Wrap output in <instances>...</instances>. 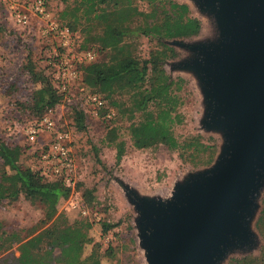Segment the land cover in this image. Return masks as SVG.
I'll return each mask as SVG.
<instances>
[{"label": "rangeland", "instance_id": "rangeland-1", "mask_svg": "<svg viewBox=\"0 0 264 264\" xmlns=\"http://www.w3.org/2000/svg\"><path fill=\"white\" fill-rule=\"evenodd\" d=\"M0 1V142L10 145L17 144L23 149L20 156L21 164L38 168L37 155L47 140L46 134L37 136L29 142L25 136V127L29 120V109L20 104L29 105L33 84L23 65L29 61L35 69L43 70L51 80L54 68L48 64L52 49L57 50L56 39L51 34H44L42 22L29 14L25 25L17 24L12 19L10 5L26 8L29 0ZM185 3L188 13L200 22V30L190 38H170L165 43L174 48L175 56L167 59L163 68L175 81L171 85V100H150L147 109L153 116L166 112L165 126L178 142L187 136L199 134L204 143L216 145V152L209 165L213 164L223 145L220 130L204 125L208 102L203 93V85L198 72L187 66H180L182 60L191 58L195 52L188 47L205 45L216 40L218 27L213 12L203 6L199 0H173ZM46 7L53 18L61 24L69 26L76 13V24L73 28V48L82 50L81 45L95 50L94 61L105 58V50L96 49V43H84L81 30V17L76 11L80 0H45ZM137 9L149 13L151 6L145 1L133 0ZM76 11V12H75ZM158 21V15L151 12L146 16L136 15L127 24V35L123 42L130 45L134 56L140 59L148 57V52L156 48L155 40L142 35L138 28ZM101 29L95 32L101 33ZM109 29L103 31L104 47L120 42ZM80 49H79V47ZM93 61V62H94ZM136 74V72L134 73ZM137 75V74H136ZM148 70L136 77L140 90L147 87ZM52 82V80H51ZM82 87L83 91L79 88ZM88 91H96L101 96L104 92L93 90L82 81L77 80L69 87V92L52 109V116L59 128L70 132V153L74 160L75 174L72 197L77 205L88 211L89 219H101L108 223H116L108 233L100 238L101 248L111 246L113 256L102 258L101 264H146L145 250L140 244L138 224L140 212L136 209L132 198H144L155 203H166L176 189L188 181L194 174L203 171L209 165L202 162L192 164L178 157V150L171 149L159 142L149 146L136 148L128 134V125L139 119V112H130L129 92H114L107 97L114 104L115 114L108 121L101 120L92 112V106L84 101L83 95ZM76 108L84 110V129L77 130L72 120V111ZM161 127L163 124L159 123ZM208 138H211L209 140ZM83 191H89L82 196ZM264 192L262 183L255 202V208L248 221L247 228L253 234L249 248L228 250L217 264H227L232 258L251 255L257 258V264H264V234L254 228L260 209V198ZM68 211L67 220L82 218ZM43 216L41 204L29 201L22 195L16 200L4 199L0 202V221L7 231H16L24 235L25 230L38 223ZM94 238L97 229H91ZM89 246H85L87 251ZM1 256L10 259L17 256L15 245Z\"/></svg>", "mask_w": 264, "mask_h": 264}, {"label": "trees", "instance_id": "trees-1", "mask_svg": "<svg viewBox=\"0 0 264 264\" xmlns=\"http://www.w3.org/2000/svg\"><path fill=\"white\" fill-rule=\"evenodd\" d=\"M151 6L150 12L145 13L137 9L133 0H80L76 11L81 17V30L85 37L84 43H96V49L105 50V58L86 64L82 68L83 83L104 92L103 99L115 114L114 104L107 97L114 92L130 93V112H139V119L129 123L127 129L129 138L136 148L146 147L159 142L168 148L178 150V157L192 164L202 162L209 165L216 152V145L204 143L199 134L187 136L181 143L175 140L164 123L166 112L155 116L147 109L150 100H171V85L175 82L163 68L169 58L175 56L174 48L165 43L170 38H190L196 36L200 30V22L188 13L185 3L173 0H139ZM75 11V12H76ZM158 15V21L138 28L144 36L155 40L156 48L148 52V57L140 59L134 56L130 45L123 42L124 36L130 31L126 24L136 15L146 16L151 12ZM69 29L73 32L78 16L73 14ZM3 27L0 24V32ZM101 29V33L95 32ZM109 29L111 34L120 42L104 47L103 31ZM79 47V46H78ZM82 49H92L81 45ZM80 49V47H79ZM95 51V50H94ZM23 68L29 75L33 89L30 93L29 105L19 103L20 107H27L28 117L38 119L48 109L60 102L63 95L59 93L50 77L43 70L35 69L27 62ZM148 70L147 87L140 90L137 85L138 75ZM136 72V74H134ZM96 92V91H91ZM98 117L103 118V110L98 111ZM72 120L77 130L84 129V113L73 109ZM163 124L161 125L159 124ZM211 140V138H208ZM43 146L42 149H44ZM23 153L21 146L0 142V202L4 199L13 201L22 195L29 201L41 204L43 216L37 224L25 230L24 235L16 231H7L0 221V253L15 245L17 256L0 257V264H101L102 258L113 256L111 246L101 248L100 238L116 225L101 219L94 220L81 214L82 207L76 205L69 212L82 215V218L67 220V212L61 204L69 195V186L63 182V176L44 177L38 168L20 163ZM39 159V156H36ZM89 191H83L86 196ZM96 228V238L91 229ZM254 228L261 235L264 234V192L260 198V209L254 220ZM85 246H89L85 251ZM227 264H257V258L245 255L232 258Z\"/></svg>", "mask_w": 264, "mask_h": 264}, {"label": "water", "instance_id": "water-1", "mask_svg": "<svg viewBox=\"0 0 264 264\" xmlns=\"http://www.w3.org/2000/svg\"><path fill=\"white\" fill-rule=\"evenodd\" d=\"M199 1L218 37L189 46L195 55L179 65L198 72L204 125L221 131L223 145L166 203L132 198L146 264H217L253 241L247 225L264 182V0Z\"/></svg>", "mask_w": 264, "mask_h": 264}, {"label": "built area", "instance_id": "built-area-1", "mask_svg": "<svg viewBox=\"0 0 264 264\" xmlns=\"http://www.w3.org/2000/svg\"><path fill=\"white\" fill-rule=\"evenodd\" d=\"M6 2L5 0H0ZM12 19L15 23L25 25L29 21V14L39 19L43 24L44 34H51L56 39V49H52V56L48 64L54 68L51 80L55 89L63 95L69 92V87L80 80L82 68L93 62L95 51L91 49L76 50L73 48L72 31L64 24L52 17L46 7L45 0H29L26 8L19 9L18 6L10 5ZM83 91V88H79ZM84 101L92 106V112L98 116V111L103 110V118L111 119L114 112L108 107L106 101L97 92L88 91L83 95ZM52 109H48L38 119L29 120L25 127V136L29 142H33L41 134L47 135L44 142V149H41L39 156V174L44 177H57L62 175L63 182L69 186V195L63 202L65 209L73 208L77 202L72 197L74 186L75 165L70 153V132L65 128H59L52 116ZM82 112L84 110L79 108ZM87 211L82 207L81 214Z\"/></svg>", "mask_w": 264, "mask_h": 264}]
</instances>
